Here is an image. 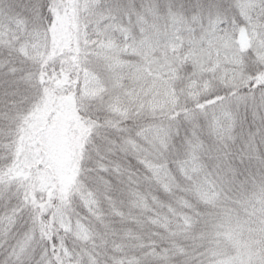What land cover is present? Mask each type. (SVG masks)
<instances>
[{"label":"snow or ice","instance_id":"obj_1","mask_svg":"<svg viewBox=\"0 0 264 264\" xmlns=\"http://www.w3.org/2000/svg\"><path fill=\"white\" fill-rule=\"evenodd\" d=\"M0 264H264V0H0Z\"/></svg>","mask_w":264,"mask_h":264}]
</instances>
